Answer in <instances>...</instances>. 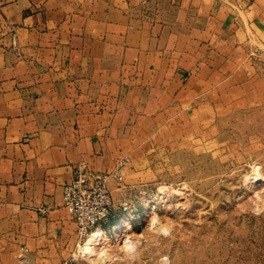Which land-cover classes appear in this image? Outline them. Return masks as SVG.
I'll return each mask as SVG.
<instances>
[{"label": "crops", "instance_id": "1", "mask_svg": "<svg viewBox=\"0 0 264 264\" xmlns=\"http://www.w3.org/2000/svg\"><path fill=\"white\" fill-rule=\"evenodd\" d=\"M256 45L264 0H0V262L8 244L13 264H64L81 160L127 158V178L214 92L264 105V75L241 68Z\"/></svg>", "mask_w": 264, "mask_h": 264}, {"label": "rangeland", "instance_id": "2", "mask_svg": "<svg viewBox=\"0 0 264 264\" xmlns=\"http://www.w3.org/2000/svg\"><path fill=\"white\" fill-rule=\"evenodd\" d=\"M241 68L250 79L264 75V47ZM214 93L201 122L182 120L168 145L130 177L122 170L121 186L111 183L110 215L92 229L110 239L86 252L90 233L77 235L69 255L77 264H264V105H227ZM123 221L129 229L114 236ZM5 246L0 264H13Z\"/></svg>", "mask_w": 264, "mask_h": 264}, {"label": "built area", "instance_id": "3", "mask_svg": "<svg viewBox=\"0 0 264 264\" xmlns=\"http://www.w3.org/2000/svg\"><path fill=\"white\" fill-rule=\"evenodd\" d=\"M11 36L12 46H15L14 31ZM127 163L128 159L123 158L113 169L100 171L89 166L85 160H81L75 168L73 177L63 185V207L76 223L79 238L86 237L92 229L101 227L109 217L113 202L111 183L122 185L124 182L122 170ZM76 261L77 259L71 255L64 264H77Z\"/></svg>", "mask_w": 264, "mask_h": 264}, {"label": "bare ground", "instance_id": "4", "mask_svg": "<svg viewBox=\"0 0 264 264\" xmlns=\"http://www.w3.org/2000/svg\"><path fill=\"white\" fill-rule=\"evenodd\" d=\"M125 227H126L125 221H123L122 223L117 225L113 230L114 236L119 237V234H120V233H118L119 230H120V232L121 231L125 232V230L129 229V226L127 227V229ZM101 231L100 230L91 231L88 238L86 239V242L84 243V247H83L84 251H86V252L94 251L96 248L95 245L98 244L99 240L108 241L110 239V236L108 234H105L104 232H101ZM124 246L125 247H132L133 246L132 240L130 238H128V240H125Z\"/></svg>", "mask_w": 264, "mask_h": 264}]
</instances>
